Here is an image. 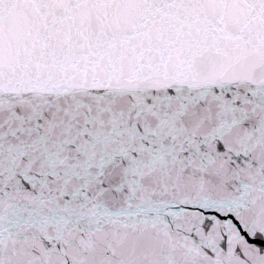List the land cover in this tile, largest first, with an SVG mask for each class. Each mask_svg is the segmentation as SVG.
<instances>
[{
    "label": "snow or ice",
    "instance_id": "obj_1",
    "mask_svg": "<svg viewBox=\"0 0 264 264\" xmlns=\"http://www.w3.org/2000/svg\"><path fill=\"white\" fill-rule=\"evenodd\" d=\"M0 264H264V0H0Z\"/></svg>",
    "mask_w": 264,
    "mask_h": 264
}]
</instances>
